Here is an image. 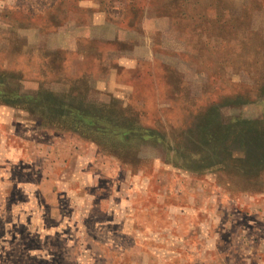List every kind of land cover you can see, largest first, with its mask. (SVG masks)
Masks as SVG:
<instances>
[{"label": "rangeland", "instance_id": "obj_1", "mask_svg": "<svg viewBox=\"0 0 264 264\" xmlns=\"http://www.w3.org/2000/svg\"><path fill=\"white\" fill-rule=\"evenodd\" d=\"M0 264H264V0H0Z\"/></svg>", "mask_w": 264, "mask_h": 264}, {"label": "trees", "instance_id": "obj_2", "mask_svg": "<svg viewBox=\"0 0 264 264\" xmlns=\"http://www.w3.org/2000/svg\"><path fill=\"white\" fill-rule=\"evenodd\" d=\"M131 135H132V133H131ZM126 136H127V134L124 136V139H126V138H127Z\"/></svg>", "mask_w": 264, "mask_h": 264}]
</instances>
